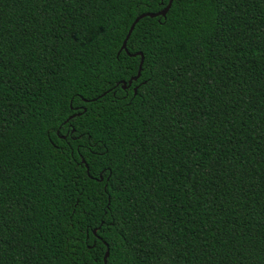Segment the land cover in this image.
<instances>
[{
  "label": "trees",
  "instance_id": "obj_1",
  "mask_svg": "<svg viewBox=\"0 0 264 264\" xmlns=\"http://www.w3.org/2000/svg\"><path fill=\"white\" fill-rule=\"evenodd\" d=\"M167 2L0 0V264H264V0H172L118 52Z\"/></svg>",
  "mask_w": 264,
  "mask_h": 264
},
{
  "label": "snow or ice",
  "instance_id": "obj_2",
  "mask_svg": "<svg viewBox=\"0 0 264 264\" xmlns=\"http://www.w3.org/2000/svg\"><path fill=\"white\" fill-rule=\"evenodd\" d=\"M171 2L172 0H169V4L167 6H165L163 3L161 4V12L166 11L167 8H170L171 6ZM166 18V17H165ZM143 71V69L141 68V72ZM134 88V94L138 93L139 91V87L143 86V84H136L135 81H133L132 83L128 84V88L129 89H133ZM69 100L72 104H76V108L72 110L71 115H66L64 117V119L60 122V124L56 125L54 124L51 128L46 130V135L48 136L49 139H54V138H59V133L62 131V129L64 128H68V132L65 135V139H67L68 136H72L75 137L77 135L76 131H75V126L72 124V121L74 119H78L79 118V113L81 110H83L85 113L87 112L86 108H83V104L85 103V101H83L81 99V97L79 96V94L74 93L72 97H69ZM77 100H80V103L77 104ZM80 138H83V135L80 136ZM90 148L93 147H98V145H90ZM77 156V153L75 151H73V157L75 158ZM84 163H87V161H84ZM105 169H101V171H104ZM87 173L89 176H91V170L90 169H86ZM101 182H103V180H101ZM103 192H108L109 191V187L108 185H105L104 188L102 189ZM95 228L97 229V232L95 233L97 240H101L102 241V237H100L99 235V231L101 230V226L99 224L95 225ZM91 238V237H90ZM105 251L108 253L109 256L112 255V251L111 248L109 247H105Z\"/></svg>",
  "mask_w": 264,
  "mask_h": 264
},
{
  "label": "water",
  "instance_id": "obj_3",
  "mask_svg": "<svg viewBox=\"0 0 264 264\" xmlns=\"http://www.w3.org/2000/svg\"><path fill=\"white\" fill-rule=\"evenodd\" d=\"M168 4H169V0H168L167 4H166L165 6H167ZM168 9H169V8H167L166 11H164V12H161V10H160V11L155 12V13H142V14L138 15L137 17H135V18L133 19V21L130 23L129 27H128V30H127V32H126V34H125V36H124V38H123V40H122V42H121V45H120V48H119L118 52H119V51H124V52H125V42H126L128 36H129V34L131 33V31H132L134 25L137 23L138 20H140V19L143 18V17H149V18H154V17H157V16L164 17ZM125 53H126V52H125ZM117 54H118V53H117ZM135 55H139V57H140L139 62H138V66H137V72H136V75H135L134 77L130 78V79L127 81V83H123V82H121V83H120V87H121V89L126 88V87L128 86V84H130L132 81L136 80V79L138 78V76H139L140 66H141V63H142V58H141V56H140L139 53H135V54H133V55H131V56H135ZM134 88H135V87H134ZM134 88H133V92H134ZM81 162L83 163V161H81ZM84 167H85V172H86V174H87V171H86L87 166H86L85 164H84ZM106 257H107V252L105 251V252H104V255H103V257H102V262H103V264H105Z\"/></svg>",
  "mask_w": 264,
  "mask_h": 264
}]
</instances>
